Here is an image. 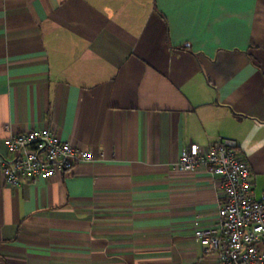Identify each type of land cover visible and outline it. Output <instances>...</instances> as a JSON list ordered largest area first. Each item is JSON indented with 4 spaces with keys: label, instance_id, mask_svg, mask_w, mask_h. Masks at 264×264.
<instances>
[{
    "label": "crops",
    "instance_id": "obj_1",
    "mask_svg": "<svg viewBox=\"0 0 264 264\" xmlns=\"http://www.w3.org/2000/svg\"><path fill=\"white\" fill-rule=\"evenodd\" d=\"M41 129L92 161L0 174V264H217L219 181L173 165L228 139L264 191V0H0V155Z\"/></svg>",
    "mask_w": 264,
    "mask_h": 264
},
{
    "label": "built area",
    "instance_id": "obj_2",
    "mask_svg": "<svg viewBox=\"0 0 264 264\" xmlns=\"http://www.w3.org/2000/svg\"><path fill=\"white\" fill-rule=\"evenodd\" d=\"M7 155H0V174L8 187L47 181L92 161L88 151L61 141L48 129L31 130L6 138ZM178 174L204 170L219 181L221 201L216 224L193 225V236L205 255L217 264H264V191L253 196L251 171L235 142L219 139L200 148L191 144L173 165Z\"/></svg>",
    "mask_w": 264,
    "mask_h": 264
}]
</instances>
